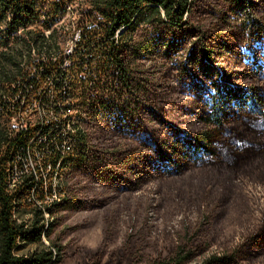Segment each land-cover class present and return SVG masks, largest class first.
<instances>
[{
	"label": "trees",
	"instance_id": "trees-1",
	"mask_svg": "<svg viewBox=\"0 0 264 264\" xmlns=\"http://www.w3.org/2000/svg\"><path fill=\"white\" fill-rule=\"evenodd\" d=\"M68 7H76L72 26L55 27ZM73 31L81 42L65 126L74 145L66 155L50 145L45 173L23 169L15 161L43 124L28 119L31 128L16 130L11 106L31 78L28 67L46 74L59 68L66 47L60 37ZM214 71L243 88L210 106L192 82H209ZM42 87L35 82V92ZM49 91H58V82H49ZM172 171L196 175L198 197L218 214L239 174L264 182V0H0V264L60 263L66 249L53 241L18 253L51 239L45 212L70 204L81 210L88 197L96 204L153 172ZM53 194L58 199L49 202ZM203 230L178 234L155 256H106L101 247L70 254L73 264H188L209 246ZM263 239L264 208L241 243L200 264H264Z\"/></svg>",
	"mask_w": 264,
	"mask_h": 264
},
{
	"label": "rangeland",
	"instance_id": "rangeland-1",
	"mask_svg": "<svg viewBox=\"0 0 264 264\" xmlns=\"http://www.w3.org/2000/svg\"><path fill=\"white\" fill-rule=\"evenodd\" d=\"M75 9L68 7L64 17L54 25L72 26ZM74 36L73 31L60 39L67 46L75 44ZM177 60L187 67V57L182 56ZM195 66L200 74L206 73L201 60ZM213 74L207 76L209 82L204 80L205 76H199L192 82V86L199 90L202 99L210 106L226 91L243 88L234 80L225 79L218 71ZM188 170L189 166L186 167ZM219 187L213 190L219 192ZM198 188L196 175L189 178L176 171L159 175L153 172L130 187L100 199L96 204L91 203L88 197L86 201L79 202L81 210L71 204L65 208L54 206L50 215L44 213L49 220L51 239L45 237L41 242L27 244L18 253L28 256L35 250L52 246L53 241L66 249L63 260L56 264H73L70 253L79 248L101 247L106 256L121 251L126 256L138 252L144 257L155 256L156 252L163 251L172 242L177 243L178 234L203 228L209 246L188 263L200 264L207 257L222 254L226 248L244 240L264 208V182L239 174L230 197L221 205L224 209L220 214L213 210L215 204L212 201L198 197ZM26 218L30 223L33 214ZM40 223L45 221L41 218ZM259 246L264 248V239L259 241ZM232 264L244 263L236 259Z\"/></svg>",
	"mask_w": 264,
	"mask_h": 264
},
{
	"label": "built area",
	"instance_id": "built-area-1",
	"mask_svg": "<svg viewBox=\"0 0 264 264\" xmlns=\"http://www.w3.org/2000/svg\"><path fill=\"white\" fill-rule=\"evenodd\" d=\"M46 35H49L48 31ZM80 42L81 35L76 33L75 44H68V48H63L64 60L50 74L43 73L42 66L38 68L33 64L28 67L31 78L16 96L17 105L11 106V110L17 113V121L10 123L16 130L23 132L24 129L31 128L28 117H37V123L43 124V132L26 145L25 154L19 153L15 164H22L23 169L42 170L45 173L51 155L50 145L54 144L62 155H66V145H74L72 133L66 132L65 116L70 112L69 102L75 101L71 95L74 81L71 65ZM39 57L34 51V58ZM36 81H43V92H35ZM49 82H58V91H49ZM18 170L20 173L21 169ZM12 183L14 184L13 179Z\"/></svg>",
	"mask_w": 264,
	"mask_h": 264
},
{
	"label": "bare ground",
	"instance_id": "bare-ground-1",
	"mask_svg": "<svg viewBox=\"0 0 264 264\" xmlns=\"http://www.w3.org/2000/svg\"><path fill=\"white\" fill-rule=\"evenodd\" d=\"M119 31V30H118ZM48 33H50L49 31H48ZM76 33H78V32H76ZM75 33V34H76ZM74 40H75V36H74ZM65 48H68V45L65 47ZM34 54V53H33ZM41 82V81H40ZM43 88V87H42ZM51 88V87H50ZM53 88V87H52ZM55 90V89H54ZM38 91V90H37ZM41 91V90H40ZM42 92V91H41ZM13 111V110H12ZM17 114V113H16ZM15 114V115H16ZM69 114H72L73 115V113L71 112V113H69ZM13 115H14V113H13ZM14 115V116H15ZM67 115V114H66ZM28 119H31V120H35L36 121V119H37V117H28ZM15 121H17V115L12 119V122H15ZM11 124V123H10ZM36 124V123H35ZM39 124V123H38ZM71 124V123H70ZM38 126H40V125H38ZM72 126V125H71ZM71 126H68V129H73V127L71 128ZM68 131V130H67ZM74 132V131H73ZM35 136V135H34ZM73 147V146H72ZM71 150V145H66V152H69ZM32 171V170H31ZM16 173V172H15ZM12 180V179H11ZM17 180V175L13 178V182H15ZM58 180V179H57ZM56 180V184H58V181ZM60 184V183H59ZM54 199H58V196L57 195H54L53 194V197L51 196V198H49V202H52ZM45 214L46 215H49V213H47V212H45Z\"/></svg>",
	"mask_w": 264,
	"mask_h": 264
}]
</instances>
